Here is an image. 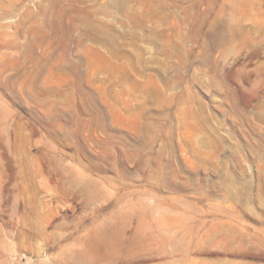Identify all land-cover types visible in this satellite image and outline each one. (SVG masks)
<instances>
[{"label": "rangeland", "instance_id": "rangeland-1", "mask_svg": "<svg viewBox=\"0 0 264 264\" xmlns=\"http://www.w3.org/2000/svg\"><path fill=\"white\" fill-rule=\"evenodd\" d=\"M0 264H264V0H0Z\"/></svg>", "mask_w": 264, "mask_h": 264}]
</instances>
